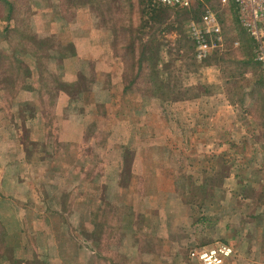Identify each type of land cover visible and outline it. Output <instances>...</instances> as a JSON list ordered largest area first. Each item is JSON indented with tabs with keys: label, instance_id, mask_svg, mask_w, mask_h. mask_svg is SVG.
Segmentation results:
<instances>
[{
	"label": "rangeland",
	"instance_id": "rangeland-1",
	"mask_svg": "<svg viewBox=\"0 0 264 264\" xmlns=\"http://www.w3.org/2000/svg\"><path fill=\"white\" fill-rule=\"evenodd\" d=\"M9 2L0 264H200L189 250L215 242L264 264V83L231 2L225 44L201 63L198 11Z\"/></svg>",
	"mask_w": 264,
	"mask_h": 264
},
{
	"label": "built area",
	"instance_id": "built-area-1",
	"mask_svg": "<svg viewBox=\"0 0 264 264\" xmlns=\"http://www.w3.org/2000/svg\"><path fill=\"white\" fill-rule=\"evenodd\" d=\"M160 6L198 11L196 18L189 19L187 33L192 56L201 63L225 44V34L219 18L228 1L233 5L237 25L251 41L252 59L256 63L264 83V0H153ZM215 2V5L212 2ZM236 46L237 42L234 41ZM264 206V205H263ZM264 209V208H263ZM232 248L223 242L189 250V257L200 264H232Z\"/></svg>",
	"mask_w": 264,
	"mask_h": 264
},
{
	"label": "trees",
	"instance_id": "trees-1",
	"mask_svg": "<svg viewBox=\"0 0 264 264\" xmlns=\"http://www.w3.org/2000/svg\"><path fill=\"white\" fill-rule=\"evenodd\" d=\"M0 1L4 2L7 5V10H8V12H10L12 8H11V4H10L9 0H0ZM233 17H234V10H233Z\"/></svg>",
	"mask_w": 264,
	"mask_h": 264
},
{
	"label": "crops",
	"instance_id": "crops-1",
	"mask_svg": "<svg viewBox=\"0 0 264 264\" xmlns=\"http://www.w3.org/2000/svg\"><path fill=\"white\" fill-rule=\"evenodd\" d=\"M202 133H204V134H206V133H208V131H202ZM262 235L264 236V228H262Z\"/></svg>",
	"mask_w": 264,
	"mask_h": 264
}]
</instances>
